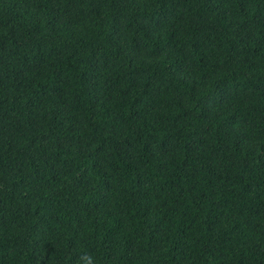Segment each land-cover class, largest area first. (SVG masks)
Wrapping results in <instances>:
<instances>
[{"label": "trees", "instance_id": "trees-1", "mask_svg": "<svg viewBox=\"0 0 264 264\" xmlns=\"http://www.w3.org/2000/svg\"><path fill=\"white\" fill-rule=\"evenodd\" d=\"M0 264H264V0H0Z\"/></svg>", "mask_w": 264, "mask_h": 264}]
</instances>
